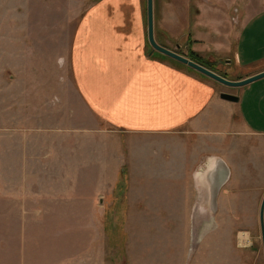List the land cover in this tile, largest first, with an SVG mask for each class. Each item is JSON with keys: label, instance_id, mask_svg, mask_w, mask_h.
I'll list each match as a JSON object with an SVG mask.
<instances>
[{"label": "rangeland", "instance_id": "1", "mask_svg": "<svg viewBox=\"0 0 264 264\" xmlns=\"http://www.w3.org/2000/svg\"><path fill=\"white\" fill-rule=\"evenodd\" d=\"M95 1L30 0L27 9V0H0V73L24 69L37 81L24 100L29 108L21 89L5 100L0 87V264H264V136L247 131L251 125L227 106L207 129L127 134L92 118L75 98L69 48ZM189 3V40L211 33L195 25L202 19L224 21L213 32L229 36V22L245 8H264V0ZM208 158L221 161L215 173L203 165ZM98 193L104 219L85 209ZM57 199L72 208L53 213Z\"/></svg>", "mask_w": 264, "mask_h": 264}, {"label": "crops", "instance_id": "2", "mask_svg": "<svg viewBox=\"0 0 264 264\" xmlns=\"http://www.w3.org/2000/svg\"><path fill=\"white\" fill-rule=\"evenodd\" d=\"M29 3L27 0V9ZM152 8L153 36L159 46L170 51L182 50L178 54L189 60L196 56L204 63L213 61L210 65L214 73L225 75L230 81H241L264 72V8L255 14L253 6L245 8V16L241 14L236 23L229 22V36L223 35L221 30L218 36L213 32L222 29L224 21L202 19L195 25L212 31L207 30L211 33L192 40L186 37L192 27L189 0L187 4L153 0ZM201 8L208 13L205 4ZM158 11L161 12L159 16ZM69 63L71 88L85 112L124 133H189L185 130L187 126L205 128L209 123L214 124L218 119L216 109L227 106L237 113L244 125H251L252 129L247 126V131L264 136V78L229 91L223 88L226 86L152 50L147 39L146 0L92 2L74 27ZM217 66H221L222 71H217ZM26 75L28 72L24 69L0 73L6 77L0 79V87L5 89L1 96L8 100L9 92L13 95L21 89L22 108H29L28 87L37 82ZM44 81L39 79L38 87L43 86ZM221 93L234 95L238 101H223L219 98ZM208 159L211 160H205L203 165H210L209 172L221 162L216 158ZM193 171L185 178L192 180ZM200 171L202 169L195 171L197 188L203 186L198 182ZM98 194V199L85 203L92 219H104L106 213L104 195ZM199 198L206 203L205 196ZM53 203L55 214L62 205L67 210L72 208L71 200L61 202L57 199ZM188 213L190 217V209ZM201 215L206 216V213L196 212L193 218Z\"/></svg>", "mask_w": 264, "mask_h": 264}, {"label": "water", "instance_id": "3", "mask_svg": "<svg viewBox=\"0 0 264 264\" xmlns=\"http://www.w3.org/2000/svg\"><path fill=\"white\" fill-rule=\"evenodd\" d=\"M153 0H146V13H147V39L150 47L152 50L156 51L157 53L172 59L180 64H183L194 71L208 77L209 79L223 85L229 88H239L242 86H245L251 82H254L256 80H259L261 78H264V72L259 73L257 75L251 76L247 79L241 80V81H230L227 80L214 72L210 71L209 69L173 52L170 50H167L161 46H159L153 36V8H152ZM219 98L226 102L235 103L238 101V97L226 93H221L219 95ZM259 227H260V235H261V242H262V251H263V257H264V196L262 198L260 208H259Z\"/></svg>", "mask_w": 264, "mask_h": 264}, {"label": "trees", "instance_id": "4", "mask_svg": "<svg viewBox=\"0 0 264 264\" xmlns=\"http://www.w3.org/2000/svg\"><path fill=\"white\" fill-rule=\"evenodd\" d=\"M193 62H195V63H197V64H199V65H201V66H203V67H205L207 69H209L212 72H215L212 65H210V64L208 65V63H204V62L200 61V59H198L196 56H194ZM220 76L226 79L225 75H220Z\"/></svg>", "mask_w": 264, "mask_h": 264}, {"label": "bare ground", "instance_id": "5", "mask_svg": "<svg viewBox=\"0 0 264 264\" xmlns=\"http://www.w3.org/2000/svg\"><path fill=\"white\" fill-rule=\"evenodd\" d=\"M210 166V165H209ZM216 170V169H215ZM215 170H212V172L213 173H215L216 171ZM220 170V169H219ZM212 174V173H211ZM215 192V191H214ZM216 193V192H215ZM215 195V194H214ZM239 239L242 241V242H244L245 241V235H243V234H241L240 235V237H239ZM239 243V242H238ZM245 244V243H244ZM244 244H243V246H244Z\"/></svg>", "mask_w": 264, "mask_h": 264}]
</instances>
